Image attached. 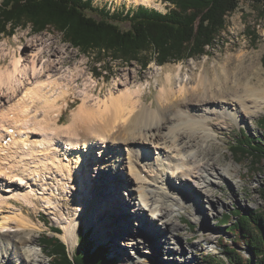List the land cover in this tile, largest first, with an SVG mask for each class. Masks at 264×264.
I'll return each instance as SVG.
<instances>
[{
  "label": "bare ground",
  "instance_id": "1",
  "mask_svg": "<svg viewBox=\"0 0 264 264\" xmlns=\"http://www.w3.org/2000/svg\"><path fill=\"white\" fill-rule=\"evenodd\" d=\"M115 1L157 4L156 0ZM54 45L51 39L38 37L26 44L28 49L20 56L5 48L0 51V210L21 204L18 214L0 222L2 264H46L34 235L41 227L25 207L37 209L41 202L45 210L56 209L61 198L53 201L55 195H47L48 190L62 189L59 195L70 193L76 202V213L65 214L66 221L61 223L64 241L74 248L80 222L86 219L90 226L102 212L100 199L120 182L130 192L124 194L133 206L131 211L136 216L144 214L142 221L150 223L149 231L136 235L119 229L111 232L126 240L108 239L125 246L117 249L123 252L124 264H143L147 257L139 258L138 253L159 260L161 247L184 254L173 219L179 211L192 208L203 222L200 215L207 213V205H215L212 186L229 181L233 168L231 163L223 166L221 160H214L211 141L223 129L241 126L264 112V73L256 67L253 80L234 76L226 65L214 77L203 73L191 86L190 78L182 80L177 73L175 86L174 70L169 69L156 106L145 103L144 85L131 86L135 75L126 74L114 83V91L103 99L93 98L88 88H96L97 83L83 70L78 74L71 69L67 51ZM9 55L10 63L2 66L1 59ZM76 73L86 77V89L75 85ZM72 96L81 104L62 124L65 111L75 103L69 99ZM94 153L97 161L85 168V158L91 161ZM91 169L96 173L92 185L82 178ZM80 194L83 202H79ZM118 209L112 210L113 215L121 213ZM80 210L83 216L78 219ZM209 229L206 219L202 236L213 241Z\"/></svg>",
  "mask_w": 264,
  "mask_h": 264
},
{
  "label": "rangeland",
  "instance_id": "2",
  "mask_svg": "<svg viewBox=\"0 0 264 264\" xmlns=\"http://www.w3.org/2000/svg\"><path fill=\"white\" fill-rule=\"evenodd\" d=\"M156 3V5L145 6L143 4L138 5L128 2L120 4L115 0H93L95 7L99 9L106 8L111 13H125L129 10H137L139 6L154 9L162 13H167L169 11V7L162 0H156ZM87 14L88 16L98 20L101 19V17L95 12H88ZM117 24L122 30L130 29L129 23L117 22ZM216 35V39L212 45L205 47L206 52L204 55L196 58H189L185 61H167L164 65H161L158 59L156 60L158 54H154L153 43H149L147 45L149 46L148 52H142L138 55L143 63L147 62L146 66H144L145 64L141 61L133 60L127 62L126 60H114L110 56H107L105 61L96 64L95 55L81 53L80 49L75 47L72 43L64 41L63 35L59 32V30L52 28L51 31L37 32L36 30L33 31L32 27H27L25 29H17L13 36H1L0 51L5 48L7 51L11 52V55L17 54V56H20L27 51L28 48L26 47V44L29 41L38 37L51 39L55 42L54 48L67 51V65L71 67V69H75L78 74L83 70L97 83L96 88H88V90H91L90 93L93 98L96 97L103 99L104 96L109 94L110 90L114 91V83L118 79H122V77L126 74H134L135 76L131 86L144 85L145 93L143 100L148 104L149 102H153L155 103L154 106H156V96L158 94L159 87L165 80L166 70L169 69L174 70L176 78L175 82H177L175 86L178 84V77L176 76L177 73H180L182 80L184 78H187L186 80L190 78L189 83L191 86L195 85L199 81L200 76L203 73L208 72L212 77H214V75L217 72H221L223 67L226 65H228V67H230L229 69L233 71L234 76L239 74L240 76H249L251 79L256 80L255 76L258 74L256 67L264 73L263 5L242 0L236 11L230 13L226 17L224 30L220 31ZM11 55L1 59V65L3 64L2 66L10 63ZM101 58H103V56H101ZM77 73L75 74V77L79 78V80H77L75 85L79 88V90H84L87 88H84V86H86V77L81 78ZM97 73H100L101 75L99 76ZM78 88L76 89L78 90ZM69 99L70 101L73 100L75 103L71 104V107L65 111L61 121L62 124L70 121L72 109L81 104V100L74 98V96ZM263 118L264 112H261L253 119H248L247 122L241 126L234 124L232 127H229V129H223L219 132L217 136L218 138L211 141L215 155H213V157L219 158H214V160H221V164L223 166H227L231 163L233 168L232 176H230L229 181L221 183V185L214 184L212 186L211 191L213 193L212 195L215 205H207L206 215H200V220L203 222H199L197 217L194 216L193 212L195 209L193 210L192 208H186L179 211L180 213L173 219L174 223L178 226L176 234L179 235L177 236V240L183 242L185 247L184 254L179 253V251L177 254H173V252L171 251L170 253L167 248L161 247L157 249L159 254L161 252L159 260L149 259L147 254H136L139 258L147 257V259H143V264H201L204 255L208 253L219 255L221 258L227 260L223 250L221 249V246L226 245L227 242L229 243V247H235L239 251H242L245 257L249 256L246 251V247L243 244H235L233 246L231 241L234 239V236L228 233V228H226V226H224L220 221L225 218L226 215L234 213L236 210L244 212L264 210V159L253 158L247 154L236 153L232 150L234 141L238 136H241L242 130L256 136H261L263 134V130L261 129L263 128L261 127V120ZM94 156L96 157L95 153L92 155L93 159L91 161L85 158V168L90 165L91 162L95 163L97 161ZM93 169H91V172L88 174H84L82 176V178L88 180L90 185L93 184V176L96 174ZM84 171L86 170L84 169ZM77 173L80 175L79 171H77ZM49 183L51 182L49 181ZM167 183L168 186L171 185L169 182ZM51 187L52 185L49 184V188ZM115 187V189L112 188L107 191L109 193H105V198L100 199L102 200V202H100L101 204H99L102 207V212L99 213L100 215L98 217L100 219L94 217L93 223L90 226L85 224L86 219L82 220L80 222L79 229L84 232H91L93 243L108 247L110 249L109 257L115 258L119 264H124L125 260L121 256L123 252L120 253V250L117 249H125V246L121 245V243H117V241L110 242L108 239L113 238L123 242L126 240L124 238L121 239L118 236L111 235V232L119 229L125 234L136 235L141 231H149V227L147 225H150V223L148 221V223H144L142 221L145 218L144 214L143 216H136V214L131 211L133 206L127 204L129 197L127 194H124L127 191L126 186L120 182V185ZM181 188L183 187L181 186ZM179 191L183 190L179 189ZM47 193V195L50 193L55 195L53 201H56V198H61L60 202L58 201L55 204L56 209L45 210L44 205H42L41 202L38 204L37 209H33L29 206H26L25 208L28 210L27 213L30 219H33L32 221L41 227V230L35 231L34 235L38 238L39 247L41 249L43 248L42 251L44 252V261L46 264H52L54 259L50 257V250L42 247L44 237L46 235H49L50 237H59L64 243H66L70 255L74 257L80 250V230L78 231V243L74 248H71L63 239L62 235L64 231L61 223L66 221V219H64L65 217L76 213L74 212L76 202L70 193H63L62 195H59V193H62V189H60V191L50 189ZM127 193L129 194L130 192L127 191ZM78 197L81 198L79 199V202H83L81 194ZM106 197H108V199ZM189 198L193 200L195 197L189 196ZM92 199H94V197H92ZM98 202L99 199L95 201L96 204H98ZM106 203L108 204L106 205ZM123 206H125V209H122ZM12 207L13 206H6V208H2V210H0V222H3L7 219V217H13L15 214H18L17 209H20L21 204L15 203V206L13 208ZM39 208L40 210H38ZM116 208H119L118 210L121 213L119 214L116 212L115 215H113V211ZM126 210L127 212L125 213V216L122 217L123 212ZM65 214H67V216ZM82 216L83 212L81 210L78 211V219ZM135 218H137V220H135ZM139 219H141V221ZM206 219L207 223L210 225V229L207 232L212 234L214 238L213 241L205 240L206 238L202 236L206 233L204 230V221ZM232 219L233 222H235V219ZM129 225L132 226L131 230H127ZM55 228L60 229L62 234L56 235L53 232V229ZM101 230L102 233L101 236H99V232ZM127 231L129 233H126ZM157 236L159 237L161 235L157 234ZM132 258L134 259V256L131 255V259ZM0 264H2L1 259Z\"/></svg>",
  "mask_w": 264,
  "mask_h": 264
},
{
  "label": "trees",
  "instance_id": "3",
  "mask_svg": "<svg viewBox=\"0 0 264 264\" xmlns=\"http://www.w3.org/2000/svg\"><path fill=\"white\" fill-rule=\"evenodd\" d=\"M162 1L169 7L167 13L144 6L125 13H111L106 8L95 7L93 0H0V37L13 36L17 29L27 27L37 32L56 29L64 41L72 43L81 53L95 55L96 64L107 56L127 62L141 61L138 55L148 52L147 45L153 43L154 54H158L156 60L164 65L167 61L204 55L205 47L211 46L216 34L224 30L226 17L236 11L242 0ZM247 1L264 6V0ZM88 12H95L101 19L88 16ZM117 22L129 23L130 29L122 30ZM261 123L263 134L256 136L242 130L234 141L233 152L264 159V118ZM220 222L234 236L233 246L243 244L249 256L229 247L227 242L221 246L227 260L208 253L201 264H264V210H236ZM79 230L80 250L74 257L59 237H44L42 247L50 250L52 264H119L109 257L108 247L93 243L91 232ZM53 232L62 234L57 228Z\"/></svg>",
  "mask_w": 264,
  "mask_h": 264
}]
</instances>
